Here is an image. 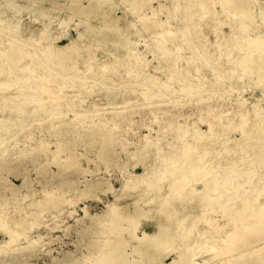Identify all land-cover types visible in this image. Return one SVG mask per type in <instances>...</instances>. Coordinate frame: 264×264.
Here are the masks:
<instances>
[{"label":"bare ground","instance_id":"bare-ground-1","mask_svg":"<svg viewBox=\"0 0 264 264\" xmlns=\"http://www.w3.org/2000/svg\"><path fill=\"white\" fill-rule=\"evenodd\" d=\"M115 1L0 0V30L6 35H0V108L13 112L0 114V140L5 145L16 141L15 130L22 131L24 128L20 126L29 117L42 116L37 122L59 121L52 124L54 129L72 125L69 131L73 136L66 140L73 147L102 144L98 158L106 162V170L112 172L109 167L116 165L126 189L138 190V198L132 202L122 201L125 196L109 201L111 204L107 205L108 211L97 229L90 225L80 232L87 238L91 237L87 234L107 235L97 246H88L90 254L86 260L81 259L86 256L83 253L78 259L60 264H231L239 258L241 261L235 264H264L263 224L254 240L249 237L247 225L237 230L226 226L228 221L217 225L213 221L218 213L227 219L236 217L243 221L245 215H253L259 207L264 221V201H261L264 187H260L264 172L257 171L258 167H264V92L254 99L240 93L246 85L253 90L264 89V0H219L218 4L217 0H118L124 10ZM129 15L135 19L130 20ZM25 16L34 28L28 27L31 34L20 37V24ZM138 23L156 40V50L150 45L139 50L143 34ZM71 27L76 36L71 34ZM192 32L194 38L190 37ZM240 38L248 44L247 48L238 42L233 44ZM60 40L67 42L58 44ZM232 46L233 49H226ZM164 61L168 66L159 68ZM223 73L237 74L240 82L231 83V78L222 80ZM129 77L137 80L134 87L120 84L116 87L113 83L117 78ZM96 90L100 95L90 99ZM189 97L202 102L210 98L224 102L210 105L206 114L193 121L192 113L173 114L157 129L146 124L148 132L136 133L133 138L125 136L127 132L120 129L122 124L118 120L109 123L100 118L107 112L124 114L128 108L136 107L181 108ZM65 108H70L73 118L63 122L67 115ZM230 113L234 115L229 118ZM153 114L157 122L156 112ZM83 116L99 119L81 121ZM203 117L212 120L208 122ZM214 120L219 124H214ZM198 122L206 125V129ZM236 131L238 138L233 139L231 134ZM116 132L124 135L111 138ZM31 135L24 137L25 142ZM135 139L142 144L140 154L129 152L124 160L116 151L114 159L115 143L126 150ZM256 140L261 142L258 147ZM231 143L239 147L234 150L236 158L222 161L216 156L219 162L215 164L206 158H191L197 149L195 144L220 145L222 151H227ZM41 144L52 156L62 145L61 140L56 149L50 148L53 142ZM68 159L69 164L62 159L54 161L59 170L63 168L62 172L70 176L66 181L68 189L64 191L72 193L67 209L62 201L50 197L63 186L57 181L51 182L53 185H40L42 189H35L26 179L20 186L7 182L5 187L12 197L0 195L1 200L8 199L6 207L0 208V221L4 220L2 215L9 213L8 207L21 199L36 192H45V199L38 208L25 210L21 218L17 216L15 221L2 225L0 255L6 256L0 257V264H23L19 253L32 251L43 238L32 233L45 221V213L57 218L62 214L79 218L72 208L80 200L102 199L98 193L107 191L116 193L109 178L97 175L87 180L85 174L94 172L81 168L79 158ZM155 160L160 161V167L151 169ZM138 167L142 172L135 171ZM10 171L19 176L22 173L18 167ZM42 175L45 177L47 173ZM79 184L84 188L80 189ZM22 187L32 194L21 193ZM251 190L256 196L246 194ZM81 209L85 216L90 214V206ZM9 217H13L12 213ZM145 220L155 226L153 231L140 229ZM206 224L209 228H204ZM255 227L251 224L249 231ZM21 239L26 241L25 246L21 245Z\"/></svg>","mask_w":264,"mask_h":264},{"label":"rangeland","instance_id":"rangeland-1","mask_svg":"<svg viewBox=\"0 0 264 264\" xmlns=\"http://www.w3.org/2000/svg\"><path fill=\"white\" fill-rule=\"evenodd\" d=\"M210 1L211 0H209L208 2H210ZM214 1L216 2V0H214ZM218 1L219 0H217V2H216L217 4H218ZM115 2L118 3L119 9L124 10L125 7L122 3H120L118 0H116ZM119 11L120 10H118V12ZM22 19H23L24 23L20 24V26H22L21 34L19 35L20 37L22 35L26 36V35L31 34V32H28V27H29V29L34 28L33 24L29 25L32 22H30V18L28 16L27 17L25 16V18H22ZM129 19L133 20V19H135V17L132 15H129ZM137 25H138V28L140 30H142V34H143V36L141 37L143 39H140V42L142 41L141 42L142 45L139 46V50H142V49L144 50V45H150V47L152 49L156 50V47L158 45L156 40L153 39V37L148 33V30L146 28H144V26L141 23H138ZM71 28L69 29L71 34L73 36H76V34H75L76 32H75L74 27L72 29ZM194 34L195 33L192 32V35L190 37L194 38V36H195ZM0 35L6 36L5 32L2 30H0ZM35 35H36V33H35ZM242 35H244V33ZM66 42H67V40L57 41L58 44H64ZM237 42H238V45L241 47H245V48L248 47V44H246L244 41H242L241 38L235 39L233 44H237ZM195 45H197V44H195ZM233 48H234V46L226 48V49L231 50ZM162 56L164 57V55H162ZM161 59H162V57H161ZM152 63H154V62H152ZM155 63L157 64V61ZM167 66H168L167 62L164 61V63H162V65H159L158 67L159 68H165ZM207 72H208V69H207ZM208 74H211V72ZM211 75L213 77V74H211ZM222 75L224 77V78H222V80L225 79L226 81H228V78H231L229 80L231 83L235 84L236 82H240L237 78L238 77L237 74L230 75L229 73H223ZM113 83H115L116 87H118V84H120L121 86L124 85L127 87H130V86L134 87V85L137 84V80L134 81V79H132L131 77H129V79H127V80H123L122 78H119V79L117 78L116 80L113 81ZM140 83L142 84V82H140ZM239 84L241 86H243L241 83H239ZM142 85H145V84H142ZM96 91L97 92H93L92 95L89 96L90 99H93L95 97L98 98L97 96L100 95L99 94L100 92H99V90H96ZM263 92H264V89L256 88L255 90H253V89H250L248 87V85H246L240 91V93H242L245 98H249V99H254L255 96L262 94ZM189 98H188L187 103L184 105V107H181V108H173L171 106H165L164 108L163 107H159V108H142V107L138 108V107H136V108H128V112H126L124 114H120V113L114 114V113L107 112L104 116H102L100 118L104 119L106 121H110L109 123H113V121L118 120L120 122V124H122V126H120L121 127L120 129L125 130L127 132V134H125V136H128L129 138H133L136 133H140V132L145 133L147 131L144 127L146 124H150L157 129L159 126H163L164 123L167 120H169L171 118V115H173V114L183 115V114H191L192 113L191 119L193 121V120H196L199 115L206 114L205 110L208 109L210 105L223 104V102H224L223 99L213 100L212 98H210L207 101L202 102V101H197V98H194V97H192L190 99ZM216 101H219V102L215 103ZM226 107H227V105H226ZM27 109L31 110L32 108H27ZM219 109H220V111H224V110L227 111L230 109V110H232L231 113L234 111L233 108H219ZM250 109L252 110L253 108H250ZM65 110H67V115H65L66 117H64V119H62L63 122H66V121L73 118V113L69 112L70 108H65ZM82 110H83V108L80 109V111H82ZM86 110L89 111L88 108H86ZM1 112L13 113V112H10V108H0V114H1ZM155 112H156L157 122L154 121L155 115L153 113H155ZM231 113L229 114V118L233 117V115H234ZM88 116L87 117H84V116L81 117V121L89 119L90 117H88ZM45 117H48V115H45ZM123 117H125V120L122 119ZM38 118H42V116H40ZM38 118L29 117L26 120V122H24L23 125L20 126V127L24 128L22 131L18 132L17 129L15 130V133H17L14 136L15 138L17 137L16 141L11 142V143L8 142L7 145H5L4 140H0V164H1V169H0V195L12 197L11 191H9V189L5 187L7 182L20 186V185H23L24 180L26 179L28 182H31L33 186H35V189H42L43 187L40 185H42V184L53 185L52 183L57 181L58 182V183L56 182L57 184H61L63 186L61 188L59 187L60 190L58 191V193L56 195L52 194L50 197L55 198V201H62L63 202V208L67 209L66 204L69 202V200H71V198H69V196H71L72 193L71 192H64V191H67V189H68L66 181H67L68 177H70V176L68 175V172H66V173L62 172L63 168L62 169L60 168V170H59L58 166H56L54 161L62 159L64 164H69L68 158H77V159L79 158L81 168L82 167L89 168L90 170H92V172H94L93 175L92 174H85L87 180H91L92 176L94 177L97 175L100 177L109 178L113 182L117 191H116V193H113L112 191H107L105 193H98L100 195V198H102V199H98V200H96V199H92L91 201H88V200L81 201L80 200L79 204L72 208V209L77 210V216L76 217L80 216L81 217V218L79 217L80 219L75 218V217L69 218V217H67L66 214H62L57 218V216L56 217L53 215L51 216L50 213H45V219H44L45 221L42 222L38 226V228L34 230V233H32V236H35V237H37L38 234L42 235L43 238L41 239V242L37 243L35 246H33L34 249L32 251L28 250V251H23V252L19 253L20 254L19 258H20V260H22L23 264H60L61 261L65 262V261H71L73 259H78L77 257L82 256L83 253H86V256L81 258L83 261L89 257V254H90L89 249L90 248L88 246H91V245H93L94 247L97 246V244H100L103 239L107 238V235H104V234H100V235L90 234L89 235V234H87L88 236H91L90 238H87L86 235L82 236L80 234V232L83 229L88 228L90 225H93L97 229L96 225L99 226V224L102 221L104 214H106L108 211L107 205L111 204V203H109V201H114L115 198H117V197L125 196L124 198H121L122 201L125 200L124 201L125 203L126 202H132V201H134V199L138 198V190H134V191L130 192L126 189V186H124V183H125L124 177H123L122 173H120L119 170H117L116 165L112 164V166L109 167L113 170L112 172L106 170L108 167L106 165V162L104 160H102L101 158H98V152H99L98 150L100 147H102V144L89 145L87 143L86 145H76L73 147L72 142L66 140V138H70L71 136H73V134H71V132L69 131L72 125L67 126L66 128H63V129H61L59 127H56L54 129V128H52V124L59 122V121L48 120V121L37 122ZM203 118L208 122L212 120V117H207V118L203 117ZM90 119H99V118L94 117V118H90ZM107 119H110V120H107ZM198 120H199V118H198ZM138 121H140V122H138ZM214 124L218 125L219 123H218V121L214 120ZM197 125H199L204 130L206 129V125H204L200 122H198ZM56 132L60 133V134L56 135ZM117 132H116V134L115 133L111 134L110 137L111 138H117L118 136L121 137L122 135H124V134H121V132H119V133H117ZM27 135H31V139L28 140L27 142H25L26 140L24 137ZM237 135H238V131L232 133L231 137L234 139L237 137ZM58 140H61L62 145L60 146V149L55 156H52V153L48 154L46 152V150L42 149V146H43L41 144L42 141L44 143H52L53 142V144L50 145V148L56 149ZM2 142H3V145L1 144ZM80 142H85V141H80ZM260 143H259V141L256 140V147H258ZM141 145L142 144L137 142V139H135L133 144H130L126 150H122V147L115 143L114 144V149H115L114 159L116 158V155H117L116 151H117V153L120 154L121 158L124 160H126L129 152H136L137 154H140ZM195 145L197 146V149H196L194 155L191 156V158L195 159V160L197 158H206V160H208V162H210V163L213 162V164H215V162L216 163L219 162L218 159L223 161L224 158H229V157L236 158L235 156H237V155L234 154V150H239V147L233 143L229 144V149L227 151L226 150L222 151V146H220V145H218L217 147H215L213 145H208V146H205V145L202 146L201 144H195ZM68 147H70V148H68ZM138 150H139V152H137ZM63 152H65V153H63ZM171 152L174 153L175 151L171 150ZM219 152L221 153L220 155H219ZM153 155L155 156V158L159 159V156H157L155 153H153ZM216 156H218V159H216ZM21 157L23 159H20ZM35 157L38 159L34 160ZM28 158H30V160ZM89 159H91V161H89ZM4 160H6V161H4ZM48 160L51 161L52 163L48 164L47 163ZM160 164L161 163L159 160H155L152 163L153 168L151 167V169H154V167H160L159 166ZM165 166H166V164H165ZM13 167H18L20 169V171H22L20 176L17 175L16 173H13L12 171H10V169H12ZM135 171L139 173V172H142V169L140 167H138L135 169ZM257 171H259L260 173L264 172V167H262V166L258 167ZM43 172L47 173V175L45 177L42 175ZM72 172H73V169H72ZM78 172H79V170L77 169L76 173H78ZM106 173H108V174H106ZM112 173H114V174L110 175ZM71 177H73L72 179H74L75 175L72 174ZM80 177L83 178L84 176H82V174H80ZM146 184L147 183L142 184V185H146ZM261 184H263V185L260 187L261 188L264 187V177L262 179ZM79 187H80V189L84 188L83 186H81V184H79ZM46 188L51 189L53 187L47 186ZM199 188H203V187L199 186ZM257 188H259V186ZM256 190L257 189H255V192H256ZM22 192L32 194L30 191L28 192V190L25 187L21 188V193ZM255 192L251 190L250 193H246V194L249 196H256V194H254ZM242 194L243 193H241L240 195H242ZM243 195H245V194H243ZM44 199H45V192H43V194L36 192V194H34L32 197H28L26 199H21V202L17 203L16 205L13 204L12 206L8 207L9 213L10 214L12 213V216L14 218L9 217L10 214L8 212L5 213L4 217L2 215V219H4V220L0 221V228L2 227V225L7 224L8 222L11 223V222L15 221V218L17 216H19L17 218H21L20 215H23L25 210H34L35 208H38L37 205H40L42 200H44ZM7 201H8V199L7 200H5V199L1 200V198H0V208L6 207L5 204H7ZM261 201H264V196L262 197ZM32 202H35V204H34L35 206L29 207V204ZM60 205H62V204H60ZM85 205L90 206V209H89L90 214H87V216H85L86 213H84V210L81 209V207H83ZM20 206L24 207L25 209L22 210V209L17 208ZM15 208H17L18 210H16ZM261 208L262 207H259L258 208L259 210L256 211V213H254L251 216L249 214L245 215L246 217L244 219H242L243 221L237 220L235 215H233V214H231L230 216L233 215V217H235V219L231 218V217L229 219H227V217L225 218L224 214H222V213L216 214L214 216L216 219L214 218L213 221L216 220L214 222V223H216V225H217V222L220 224H223V223H226L228 221V224L226 226L231 227L233 229L236 228L237 230H240L242 226L247 225L248 232H251L249 234L250 235L249 237H251L254 240H257L255 235L256 234L258 235L259 228L261 227L262 224L264 225V221H262V219H261V210H262ZM238 211H239V209H238ZM5 216H7L8 218ZM10 219H12V221ZM64 224L67 225L68 227H66ZM251 224H252V227L255 225H256V227L253 230L249 231L250 230L249 226ZM57 226H59L58 229L51 231L52 228H55ZM141 228H145L148 231H153L155 229V226H153L151 223H149V221L145 220V221H143V225H142V227H140V229ZM204 228H209V225L206 224V226ZM236 229H235V232L239 233L236 231ZM138 232H140V230ZM3 237H4V235L0 231V241H2ZM20 243L22 246H25L27 244L24 239H21ZM1 256H6V253H1L0 257ZM168 259H171V258H168ZM241 259L242 258H239L238 260L233 261L231 264L239 263L241 261ZM200 263H202V262H200Z\"/></svg>","mask_w":264,"mask_h":264}]
</instances>
